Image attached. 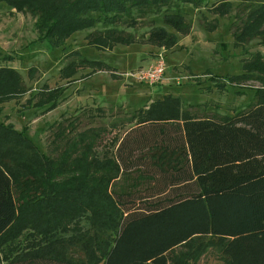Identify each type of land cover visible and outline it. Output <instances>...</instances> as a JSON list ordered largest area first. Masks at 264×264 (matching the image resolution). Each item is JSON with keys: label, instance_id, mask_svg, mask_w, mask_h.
I'll list each match as a JSON object with an SVG mask.
<instances>
[{"label": "trees", "instance_id": "1", "mask_svg": "<svg viewBox=\"0 0 264 264\" xmlns=\"http://www.w3.org/2000/svg\"><path fill=\"white\" fill-rule=\"evenodd\" d=\"M172 1L57 0L47 9L37 0H0V4L35 17L37 41H47L53 49L62 46L73 33L100 25L103 29L95 28L87 35L86 45L97 51H111L116 45L135 43V38L122 29L135 26L131 19L133 10L157 12ZM178 1L194 8L205 2ZM251 1L261 3L247 12L242 24L253 37L239 34L235 38L239 43L246 39L264 40V0ZM261 16L259 22L257 19ZM162 23L180 35L189 33V25L176 12L163 15ZM176 42V36L161 27L152 28L144 40L145 44L164 50L174 47ZM75 62L71 61L60 71V77L67 82L75 73ZM77 62L91 68L105 67L84 58H78ZM242 69L243 73L236 77L209 76L219 92L226 83L258 84L259 87L251 89V103L241 113L232 117L214 113L199 117L186 111L178 98L167 95L155 100L147 110L136 113L137 124L144 125L119 141L113 171L99 163L97 168L103 171L100 182L89 183L88 175L79 173L60 181L78 168L67 169L53 163L30 142L24 128L16 132L0 125V264H185L204 249L188 251L182 245L188 243L185 247H189L194 238L206 237L220 241L218 253L222 264H264V61L258 55L244 61ZM2 78L5 85H0V102L15 93H23L18 89L26 91L14 71L0 69ZM52 101L49 97L36 107L47 105L46 109H52L55 105ZM142 151L150 153L141 154ZM172 152L175 161L164 160V155ZM133 154L137 158L131 165L149 169L143 172L150 178L143 184L146 188L142 192L118 188L120 193L111 190L108 196L101 187H107L119 170L127 171L125 162ZM147 157L151 161L145 160ZM14 170L19 175L15 181L12 180ZM16 191L25 193L24 198L28 199L23 201L27 203L17 204ZM29 193L35 204H30ZM47 195L55 201L62 197L68 198L71 204L78 201L81 204L72 212L64 213L60 204L58 209L53 206L49 219V213L39 205L46 201ZM106 201L112 206L106 211L113 208L110 212L113 220L108 213L98 215L99 210L94 209ZM29 209H33L31 217L23 216ZM67 213L71 214L68 219L76 224L72 229L75 243L71 245L78 243L85 255L82 259L74 260L64 257L63 252L57 253L61 240L56 238L55 229L59 227L60 216ZM21 215L31 221L35 217L39 221L54 219L51 225L56 227L52 230V226H39L37 235L46 241L43 247L36 244V250L30 254L6 256L3 247L20 233L16 222ZM28 225L25 220L21 229H27ZM11 230L13 235L9 234ZM172 250L177 253L171 261ZM92 251L97 255H91Z\"/></svg>", "mask_w": 264, "mask_h": 264}, {"label": "rangeland", "instance_id": "2", "mask_svg": "<svg viewBox=\"0 0 264 264\" xmlns=\"http://www.w3.org/2000/svg\"><path fill=\"white\" fill-rule=\"evenodd\" d=\"M37 1L43 9L57 2ZM260 3L251 0H205L200 7L194 8L173 0L168 6L157 9V12L155 9L133 10L131 19L135 26L122 29L135 38V43L130 46L116 45L111 51H97L86 45L87 35L95 28L103 29L100 25L73 33L62 46L53 49L47 41H37L35 17L0 4V69L14 71L26 88L25 92L18 89L23 93H15L0 102V125L16 132L24 128L30 142L53 163L67 169L78 168L77 172L64 175L60 181L79 173L80 176L87 174L89 183L92 180L100 182L103 171L97 167L100 163L108 171L114 168L118 140L138 123L135 110H147L151 102L167 95L178 98L183 108H189L199 117H207L212 113L232 117L251 103V89L259 87L257 83L247 82L239 86L226 83L225 88L219 92L209 81V76L217 75L224 79L236 77L243 73L244 61L258 55L264 61V40L246 39L244 43L235 41L239 34L246 38L253 37H250L251 33L242 23L245 22L247 12ZM171 12L181 15L189 25L187 35H180L162 23V16ZM257 20L261 22L262 16ZM155 27H161L176 36L174 47L164 50L144 43L148 32ZM159 57L163 59L165 69L158 84L149 86L137 81L135 77H125L152 68ZM78 58L97 61L106 68L79 65ZM71 61H76L73 64L75 73L71 81L67 82L60 77V71ZM0 83L5 85L3 78ZM49 90H53V93H48ZM49 97L55 103L54 108L46 109L47 105L36 107L37 103ZM149 153L141 152L145 155ZM175 157L172 152L167 156L165 154L164 160L173 162ZM71 158L77 160L72 162ZM136 158L133 154L130 161L125 162L124 168L127 171L119 170L116 178L107 187H101V190H106L108 196L111 190L120 193L118 188H125L127 192H142L146 188L143 184L150 181L143 172L149 169L131 165V161ZM149 158L145 160L151 161ZM12 173V180L15 181L19 175L16 170ZM24 196L25 193L22 195L16 191L18 205L27 203L23 201L28 199ZM31 198L29 193L30 204H35ZM58 204L64 213L72 212L77 205L79 208L81 203L78 201L71 204L68 198L62 197L60 201H55L50 195H47L46 201L39 203L43 206L42 210L49 213V219L50 208L54 206L58 209ZM98 206L94 208L99 210L96 214L106 216L108 213L113 220L110 214L113 208L109 209L110 212L106 211L107 207H112L107 201ZM31 210H28V214L24 212L23 216L31 217ZM70 215H61L59 227L55 229L56 238L61 240L57 253L63 252L64 257L74 260L82 259L85 255L78 243L71 245L75 243L76 236L72 229L76 224L68 219ZM23 216L16 222L20 233L3 247L6 256L30 254L36 250V244L43 247L46 241L43 236L37 235L39 226H52V230L56 227L51 225L54 219L39 221L35 217L31 221V218ZM73 218L76 219V215ZM25 220L30 225L24 230L21 226ZM9 234L13 235V231ZM193 240L189 247H185L188 243L182 247L188 251H204L185 264L223 263L218 253L220 241L217 238ZM92 252L91 255H97V252ZM175 253L176 250L170 253L171 261Z\"/></svg>", "mask_w": 264, "mask_h": 264}, {"label": "built area", "instance_id": "3", "mask_svg": "<svg viewBox=\"0 0 264 264\" xmlns=\"http://www.w3.org/2000/svg\"><path fill=\"white\" fill-rule=\"evenodd\" d=\"M164 62L163 59L159 57L156 63L153 65L152 68H148L145 71H140L135 74H127L125 77H135V79L139 82H144L147 85H155L160 82V79L164 73Z\"/></svg>", "mask_w": 264, "mask_h": 264}, {"label": "crops", "instance_id": "4", "mask_svg": "<svg viewBox=\"0 0 264 264\" xmlns=\"http://www.w3.org/2000/svg\"><path fill=\"white\" fill-rule=\"evenodd\" d=\"M144 109V108H143ZM186 111H188V112H191V110L189 109V108H184ZM136 111V113L139 111V110H135ZM133 113H134V111L132 110V112H131V115H133ZM135 113V114H136ZM180 123V122H179ZM167 124H171V123H167ZM52 125H54V124H52ZM144 124H136L135 126H133V127H131L126 133H123V136L125 135V134H128L129 135V133H131V134H133L132 133V131H135V130H137V129H139L140 127H142ZM146 126V125H145ZM123 138V137H122ZM121 138V139H122ZM121 139H119L118 140V142H117V144H116V147H117V145L119 144V141L121 140ZM170 146H172V145H170ZM116 147H115V149H116ZM114 159H115V155H114ZM115 162H116V159H115Z\"/></svg>", "mask_w": 264, "mask_h": 264}]
</instances>
